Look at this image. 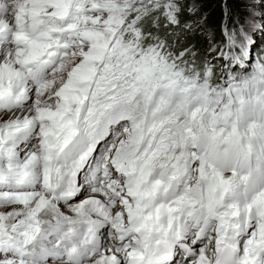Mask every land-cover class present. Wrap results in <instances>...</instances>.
Returning <instances> with one entry per match:
<instances>
[{"label":"snow or ice","instance_id":"1","mask_svg":"<svg viewBox=\"0 0 264 264\" xmlns=\"http://www.w3.org/2000/svg\"><path fill=\"white\" fill-rule=\"evenodd\" d=\"M247 7L218 39L198 0H0V264H264Z\"/></svg>","mask_w":264,"mask_h":264},{"label":"trees","instance_id":"2","mask_svg":"<svg viewBox=\"0 0 264 264\" xmlns=\"http://www.w3.org/2000/svg\"><path fill=\"white\" fill-rule=\"evenodd\" d=\"M201 6V12L207 16V24L209 30L215 31L217 38L219 39L220 25L224 20L225 5H227L228 10L231 13V18L228 23L231 24L232 18H243L247 15L250 0H198ZM190 42L197 44L203 42V38L190 37ZM201 51L204 50L202 46H197Z\"/></svg>","mask_w":264,"mask_h":264},{"label":"rangeland","instance_id":"3","mask_svg":"<svg viewBox=\"0 0 264 264\" xmlns=\"http://www.w3.org/2000/svg\"><path fill=\"white\" fill-rule=\"evenodd\" d=\"M251 2V0H250ZM203 38V37H201ZM254 40H255V45L253 47V49H256L258 47V45H264V34H261L259 32L255 33L254 36H253ZM196 46H202L204 49L207 47V42L206 40L203 38V42H200V45H199V42L196 44Z\"/></svg>","mask_w":264,"mask_h":264},{"label":"bare ground","instance_id":"4","mask_svg":"<svg viewBox=\"0 0 264 264\" xmlns=\"http://www.w3.org/2000/svg\"><path fill=\"white\" fill-rule=\"evenodd\" d=\"M80 198H81V199H83L84 197H83V196H81Z\"/></svg>","mask_w":264,"mask_h":264}]
</instances>
